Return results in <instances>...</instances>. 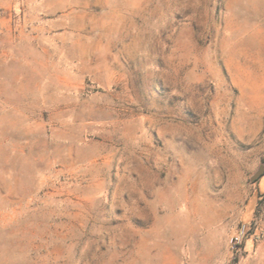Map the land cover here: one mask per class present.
<instances>
[{
    "label": "rangeland",
    "instance_id": "rangeland-1",
    "mask_svg": "<svg viewBox=\"0 0 264 264\" xmlns=\"http://www.w3.org/2000/svg\"><path fill=\"white\" fill-rule=\"evenodd\" d=\"M0 264H264V0H0Z\"/></svg>",
    "mask_w": 264,
    "mask_h": 264
},
{
    "label": "built area",
    "instance_id": "built-area-1",
    "mask_svg": "<svg viewBox=\"0 0 264 264\" xmlns=\"http://www.w3.org/2000/svg\"><path fill=\"white\" fill-rule=\"evenodd\" d=\"M261 221L258 217L250 222H243L230 238V246L236 257H241L246 252V243L260 238Z\"/></svg>",
    "mask_w": 264,
    "mask_h": 264
}]
</instances>
